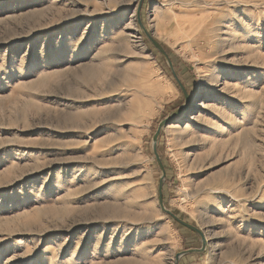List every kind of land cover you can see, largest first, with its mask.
I'll use <instances>...</instances> for the list:
<instances>
[{"label":"rangeland","instance_id":"obj_1","mask_svg":"<svg viewBox=\"0 0 264 264\" xmlns=\"http://www.w3.org/2000/svg\"><path fill=\"white\" fill-rule=\"evenodd\" d=\"M172 1L0 0V264H264V0L209 7L220 52L168 15L158 29ZM103 61L165 87L123 139L97 125ZM215 67L219 82L201 79ZM168 117L206 140L200 165L186 170L167 125L154 140Z\"/></svg>","mask_w":264,"mask_h":264},{"label":"bare ground","instance_id":"obj_2","mask_svg":"<svg viewBox=\"0 0 264 264\" xmlns=\"http://www.w3.org/2000/svg\"><path fill=\"white\" fill-rule=\"evenodd\" d=\"M220 1L221 0H173L172 2H169V5L167 6L166 9H162V8L155 9L156 12L154 16H155V20L157 21L158 29L161 27V23H160V21L162 20L161 17H163L165 21L166 16L168 15L171 21L175 23V29L173 32L175 36L184 35V36L189 37L192 33L196 31H198L199 36H202L203 33L210 32L211 38H210L209 43L212 45L211 50H212V47H217L220 49L218 50V52L223 51L221 50V48L224 49V46H225L224 45L225 43L223 42L225 40L224 36H226V32L228 30L227 29L224 30L223 27L216 28L215 24L218 23L219 20L217 18V15L214 13L215 10L211 9V10H214L212 12L209 10V7H212L215 5L218 6L219 5L218 3ZM223 1L229 4L238 5L242 1H245V0H223ZM179 9L181 10L180 15L182 17L177 12V10ZM219 32H223V33H219ZM189 41L190 39L188 40V42ZM235 45H236L235 41L232 40V42L230 43V46H234L235 48L236 47ZM207 65L210 66L209 64ZM103 67H105L104 68L105 72L103 71ZM113 67H112V64L110 62L108 63L107 61L105 62L103 61L101 65L97 66V83L100 84V86L98 87L102 88L101 90H99L100 92L98 91L99 92L98 95H100L101 100L106 104L105 110H103L97 118V125L104 127V128L105 126H109L108 129H110L109 131L112 132V133L110 132L112 140L117 139V138L118 139L125 138L127 135L126 130L128 127L130 128L136 127L139 124H142L143 122H147L152 115H154L155 113H157L159 110L162 109L163 102L167 99L165 97L166 95L164 91L165 87H163V84L159 81L160 79H157V77L159 78V75L157 74L155 75V73H152L147 68L142 69V67H139V66L138 68H136V70H133L136 73L130 74L131 76L126 73H124L123 75L122 73L124 71L121 72L122 75H120L121 67L120 68L118 67L119 69L117 67L116 68L115 67L113 68ZM204 71H202L200 74L202 80L204 81L209 80V81H214V82L220 81L221 74L218 68L215 67L214 69H212L209 77L207 76V74H205ZM120 76L122 78H120ZM102 96H105V97H102ZM166 125H167L166 128H167L168 134L171 137L170 145L174 144L173 143L174 141L177 142L176 139H178V137H181L180 135L184 136L183 134H185L188 131L187 128L180 129V130L176 129L177 126L174 125V123L172 122H167L165 126ZM181 139L180 141L178 140L179 143L183 141L181 143L183 147L180 148V155L183 159V162L185 165L184 167L187 168L186 170H190V168L197 166L195 165V162L199 164V162L197 161L202 160L203 157L205 159V156L202 153V150L207 147V144L205 145L206 140L203 139L195 130L192 131L189 134V136H184V138L182 140ZM215 144L216 142L212 146H214ZM190 160H191V163H190ZM216 191H227V190L223 188H216ZM228 192H230V190H228ZM126 209H127V206H126ZM123 210L121 209L122 211L121 212L115 209V211L113 212L114 214L116 212H121L118 214V216L123 215L122 217H124L127 220V218H129L130 216L128 212L126 213L125 209ZM132 221L133 222L135 221L138 224L144 223V221L137 220V218L136 220H132ZM146 222H148L149 224L151 220L146 221ZM205 242H206L205 245L207 246V242H209V239L207 237H206ZM53 258H54V255L53 257L49 258L51 263L54 262Z\"/></svg>","mask_w":264,"mask_h":264},{"label":"water","instance_id":"obj_3","mask_svg":"<svg viewBox=\"0 0 264 264\" xmlns=\"http://www.w3.org/2000/svg\"><path fill=\"white\" fill-rule=\"evenodd\" d=\"M139 22H140V25H141V27L143 28V26H142V23H141V21H140V18H139ZM146 32V35H147V37L149 38V40L151 41V43L166 57V58H168L167 57V53L165 52V50H164V48H163V46L157 41V40H155L153 37H152V35L150 34V33H148L147 31H145ZM169 64H170V66H172L171 65V61H169ZM180 83V82H179ZM181 85V84H180ZM181 87H182V85H181ZM183 91H184V89H183ZM185 92V91H184ZM174 115V114H173ZM172 115V116H173ZM171 116V117H172ZM171 117H168V118H166V119H164V120H162L161 121V123H160V125H159V127H158V129H157V131H156V133H155V136H154V140L155 141H157V139H158V137H159V135H160V133H161V131H162V129H163V126L165 125V124H167V122L171 119ZM154 151H155V155L157 156V158H158V160H159V162L161 163V161H160V158H159V155H158V153H157V150H156V145H154ZM159 201H160V204H161V207H162V209L167 213V214H169L170 216H172L177 222H179V223H181V224H183L184 226H186L187 228H189V229H191V230H193L194 232H196L197 234H199L201 237H202V239H203V241H204V238H203V234H202V232H201V230L199 229V228H197L196 226H194L193 224H191V223H189V222H187V221H185V220H183V219H181L180 217H178L174 212H172L171 210H169V209H167L165 206H164V199H163V193H162V190H161V186H160V191H159ZM205 242V241H204ZM189 251H193V250H189ZM189 251H187V252H189ZM180 256H181V254H178L177 255V260L180 258Z\"/></svg>","mask_w":264,"mask_h":264}]
</instances>
